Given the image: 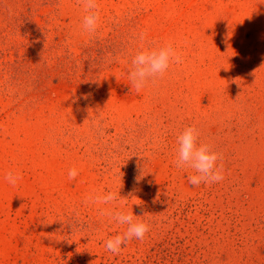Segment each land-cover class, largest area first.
Here are the masks:
<instances>
[{
	"label": "rangeland",
	"instance_id": "rangeland-1",
	"mask_svg": "<svg viewBox=\"0 0 264 264\" xmlns=\"http://www.w3.org/2000/svg\"><path fill=\"white\" fill-rule=\"evenodd\" d=\"M99 5L88 33L78 0H0V264H264V0ZM168 41L183 63L137 92L141 43ZM193 125L218 183L175 166ZM110 190L151 225L118 253L127 225L85 203Z\"/></svg>",
	"mask_w": 264,
	"mask_h": 264
},
{
	"label": "clouds",
	"instance_id": "clouds-1",
	"mask_svg": "<svg viewBox=\"0 0 264 264\" xmlns=\"http://www.w3.org/2000/svg\"><path fill=\"white\" fill-rule=\"evenodd\" d=\"M78 3L83 6L86 13L83 18V29L88 33H95L100 23L99 0H78ZM145 35V33L140 34L141 42L145 40ZM182 63L183 53L178 51L177 46H174L171 41L165 42L162 46L146 47L141 43V50L131 60L128 79L133 88L140 92L149 82L163 78L170 67ZM176 142L178 149L175 166L193 171L194 174L188 177L191 185L218 183L224 179L223 164L218 163L222 161V154L216 152L211 144L200 141V131L195 125L186 127L177 136ZM78 174L76 168L70 169L69 179H75ZM22 178L21 173L14 171H9L5 175V180L12 186H15ZM125 199L121 197L120 191L111 190L92 192L85 198V203L113 205L110 208L100 209V215L109 217L118 225H127L123 233L105 241L104 246L113 253L121 251L122 246H126L127 242L133 238L142 240L151 228L148 222L137 219L138 216L133 215V212L119 210L123 208Z\"/></svg>",
	"mask_w": 264,
	"mask_h": 264
}]
</instances>
